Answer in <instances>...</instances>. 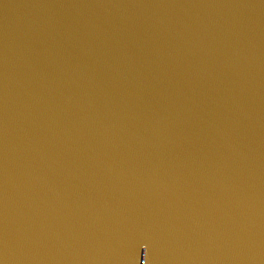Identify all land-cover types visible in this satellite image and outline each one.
Listing matches in <instances>:
<instances>
[{"label": "water", "instance_id": "obj_1", "mask_svg": "<svg viewBox=\"0 0 264 264\" xmlns=\"http://www.w3.org/2000/svg\"><path fill=\"white\" fill-rule=\"evenodd\" d=\"M0 264H264V0H0Z\"/></svg>", "mask_w": 264, "mask_h": 264}]
</instances>
